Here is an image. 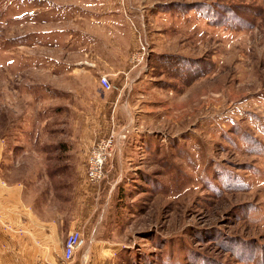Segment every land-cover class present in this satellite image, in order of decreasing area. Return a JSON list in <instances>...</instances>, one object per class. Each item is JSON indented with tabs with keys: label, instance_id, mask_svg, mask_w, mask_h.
Wrapping results in <instances>:
<instances>
[{
	"label": "rangeland",
	"instance_id": "rangeland-1",
	"mask_svg": "<svg viewBox=\"0 0 264 264\" xmlns=\"http://www.w3.org/2000/svg\"><path fill=\"white\" fill-rule=\"evenodd\" d=\"M81 5L140 13L148 40L144 96L124 125V163L97 225L109 240L99 264H264V0H0V173L38 172L67 217L77 164L66 152L80 132L51 129L70 105L67 82L50 80L70 69L54 58L59 31L49 30Z\"/></svg>",
	"mask_w": 264,
	"mask_h": 264
},
{
	"label": "crops",
	"instance_id": "crops-1",
	"mask_svg": "<svg viewBox=\"0 0 264 264\" xmlns=\"http://www.w3.org/2000/svg\"><path fill=\"white\" fill-rule=\"evenodd\" d=\"M81 7L83 12L67 17L60 16V9L58 25L49 30L59 31L54 32L59 34V42L54 47L59 49L56 50L58 56L53 55L54 58L61 59L62 63L68 60L70 69L67 75L59 76V81L50 80L56 89H61V86L56 85L61 80L67 82L68 86L63 91L70 105L68 116L59 118V122H53L51 129L80 132L73 138V151L71 149L66 152L69 153L68 160L75 157L72 160L77 164L74 169L76 176L67 200L70 208L63 213L67 216L64 219L60 208L61 199L51 187L45 191L44 182H39L38 172L29 176L28 180L25 174V179H12L6 172L4 175L0 173V264L54 262L62 251L67 233L73 229L80 230L82 235V243L75 253L73 264L85 263L87 252L92 255L91 264H99L105 256L104 252L108 250H99V246L109 240L98 237L97 225L105 207L107 193L115 186L117 162L122 169L124 159L121 153L125 141L121 142L120 149L109 159L111 163L105 171L106 181L103 180L97 185L85 181L86 155L97 140L105 138L112 131L123 127L128 120H132V105L133 108L136 106L135 97L140 98L144 94L138 91L142 81L138 72L140 62L134 63L131 56L143 40H148L146 34L141 35L137 19L140 13L135 15V11H132L128 15L125 11H105L97 6L98 13L93 14L94 10L91 9L92 13L88 14L85 11L88 7ZM65 22H69V27L63 25ZM66 29H69V39L72 37L74 41L69 40L68 56L72 58L68 59L65 54H61L64 49L61 31ZM102 74L107 75L112 83L111 90L101 88L98 77ZM84 84H88L86 88ZM79 98L84 100V104L78 102ZM72 99L77 101L76 105ZM61 109L56 110V115ZM144 111L147 110L139 115L143 116ZM42 123L34 127L37 130L48 128V123ZM37 141L39 140L31 138L27 142L39 146L41 143L38 144ZM32 152L39 160L37 151L33 149ZM46 159L49 161L50 158ZM45 173L47 179L53 177L45 169L41 170L40 177L43 178ZM107 257L109 258L106 256V259Z\"/></svg>",
	"mask_w": 264,
	"mask_h": 264
},
{
	"label": "built area",
	"instance_id": "built-area-1",
	"mask_svg": "<svg viewBox=\"0 0 264 264\" xmlns=\"http://www.w3.org/2000/svg\"><path fill=\"white\" fill-rule=\"evenodd\" d=\"M147 42L142 41L140 47L135 51L131 59L134 63L142 61L147 53ZM99 84L103 90H111L113 88L107 75L102 74L98 77ZM129 130L126 126L119 130L112 131L105 138L97 140L89 150L86 157V180L90 183H98L105 176V165L109 161L112 153L120 149V144L128 135ZM82 243V235L80 230L73 229L69 231L64 239L61 253L57 255L56 261L48 264H73V259L76 251Z\"/></svg>",
	"mask_w": 264,
	"mask_h": 264
},
{
	"label": "trees",
	"instance_id": "trees-1",
	"mask_svg": "<svg viewBox=\"0 0 264 264\" xmlns=\"http://www.w3.org/2000/svg\"><path fill=\"white\" fill-rule=\"evenodd\" d=\"M61 147H66V145L63 143V142H61L60 144H59ZM66 149V148H65ZM105 171H106V168H105ZM61 185H63V184H61ZM113 192V191H112ZM112 194V193H111Z\"/></svg>",
	"mask_w": 264,
	"mask_h": 264
}]
</instances>
